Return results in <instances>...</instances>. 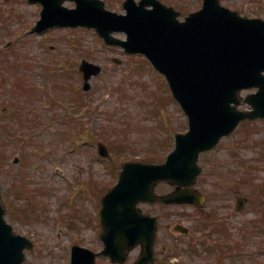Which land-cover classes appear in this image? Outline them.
<instances>
[{
    "label": "rangeland",
    "instance_id": "obj_1",
    "mask_svg": "<svg viewBox=\"0 0 264 264\" xmlns=\"http://www.w3.org/2000/svg\"><path fill=\"white\" fill-rule=\"evenodd\" d=\"M104 1L108 9L122 12V0ZM178 1L173 0L175 7L188 2L181 7L185 12L201 5V0ZM220 3L264 20V0ZM39 11L24 0H0V182L6 221L34 244L23 264H69L71 245L100 248L96 208L117 182L121 165L164 161L187 120L164 78L145 59L105 46L92 29L30 33ZM81 60L102 67L87 92L81 89ZM17 78L20 87L14 88ZM16 102L21 120L13 115ZM98 143L105 145L109 159L97 154ZM233 144L239 147L238 159L231 155ZM199 165L202 174L194 186L206 198L200 214L189 218L185 207L154 209L161 217L160 247L166 242L163 226L175 219L173 214L192 231L178 245L167 239L160 264H172L175 257L180 264H264V120L241 123L203 153ZM155 191L161 194L168 187L158 185ZM235 191L247 198L240 213L232 198L224 201ZM221 222L225 225L219 228ZM224 245L230 254L221 259Z\"/></svg>",
    "mask_w": 264,
    "mask_h": 264
},
{
    "label": "water",
    "instance_id": "obj_2",
    "mask_svg": "<svg viewBox=\"0 0 264 264\" xmlns=\"http://www.w3.org/2000/svg\"><path fill=\"white\" fill-rule=\"evenodd\" d=\"M39 1L44 6L43 19L53 16L57 20L46 26L42 20L37 30L52 25L93 27L107 43L117 41L108 35L111 31H126L128 42H118L129 52L140 51L149 58L165 75L173 97L188 116L189 130L176 135L175 149L164 164H123L117 184L102 198L105 250L101 254L123 261L126 251L141 243L144 259L152 258L154 220L140 216L136 204L193 198L200 203L202 198L192 189L159 200L153 188L159 181L191 186L200 172L196 165L200 152L210 150L240 121L264 117V22L242 19L220 7L217 0H205L202 10L182 23L176 14L171 20L165 8L143 13V8L127 7L129 14L121 16L106 11L99 0H73L77 6L71 10L61 6L65 0ZM80 70L86 90L87 79L100 68L83 62ZM248 87L259 89L244 100L253 110L240 112L235 107L240 102L238 92ZM98 149L102 156L108 155L103 145ZM3 213L0 206V264H20L23 249L32 245L12 233ZM88 254L93 264L95 255Z\"/></svg>",
    "mask_w": 264,
    "mask_h": 264
},
{
    "label": "flooded vegetation",
    "instance_id": "obj_3",
    "mask_svg": "<svg viewBox=\"0 0 264 264\" xmlns=\"http://www.w3.org/2000/svg\"><path fill=\"white\" fill-rule=\"evenodd\" d=\"M187 4L188 2L186 3V5ZM159 222H160V217H159ZM167 249H168L167 245L163 244L161 245V252H160V238H159V241L157 240V244L155 245L156 261L153 264H160V253H166ZM192 264H196V262H193Z\"/></svg>",
    "mask_w": 264,
    "mask_h": 264
},
{
    "label": "bare ground",
    "instance_id": "obj_4",
    "mask_svg": "<svg viewBox=\"0 0 264 264\" xmlns=\"http://www.w3.org/2000/svg\"><path fill=\"white\" fill-rule=\"evenodd\" d=\"M107 29L109 28V26L106 27ZM143 30V29H142Z\"/></svg>",
    "mask_w": 264,
    "mask_h": 264
}]
</instances>
